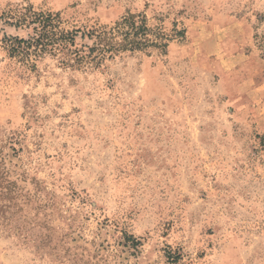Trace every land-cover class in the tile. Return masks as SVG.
<instances>
[{
	"label": "rangeland",
	"instance_id": "obj_1",
	"mask_svg": "<svg viewBox=\"0 0 264 264\" xmlns=\"http://www.w3.org/2000/svg\"><path fill=\"white\" fill-rule=\"evenodd\" d=\"M27 6L166 48L22 64L0 22V264H264V0Z\"/></svg>",
	"mask_w": 264,
	"mask_h": 264
},
{
	"label": "trees",
	"instance_id": "obj_2",
	"mask_svg": "<svg viewBox=\"0 0 264 264\" xmlns=\"http://www.w3.org/2000/svg\"><path fill=\"white\" fill-rule=\"evenodd\" d=\"M136 18V16L128 15L110 30L101 28L66 30L61 28V14L34 12L32 7L27 6L18 11L1 14L0 22L16 29L29 30L27 39L4 37L8 43L9 57L18 59L22 64L23 62L30 64L31 57L35 58L48 53L58 57L60 65L64 68L79 70L84 65L100 67L106 59L119 52L141 51L148 47L164 50L166 44L161 42L163 41L161 38L156 44H148L149 40L145 39L143 20L136 22ZM122 25L126 31L118 40V28ZM87 40L89 44L86 43ZM3 178V171L0 170V181ZM3 195L5 194L0 193V197Z\"/></svg>",
	"mask_w": 264,
	"mask_h": 264
}]
</instances>
